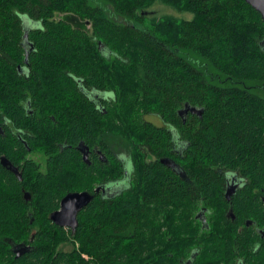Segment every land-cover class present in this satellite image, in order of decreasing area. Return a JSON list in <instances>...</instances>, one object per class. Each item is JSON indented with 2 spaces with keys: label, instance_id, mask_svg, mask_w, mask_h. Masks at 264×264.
<instances>
[{
  "label": "trees",
  "instance_id": "1",
  "mask_svg": "<svg viewBox=\"0 0 264 264\" xmlns=\"http://www.w3.org/2000/svg\"><path fill=\"white\" fill-rule=\"evenodd\" d=\"M156 1L191 17L146 15ZM87 90L111 95L103 113ZM184 105L200 115L179 116ZM0 110L44 157L43 170L21 164L16 137L0 136V157L21 169L18 180L0 163V264H264L253 227L238 231L264 225V23L243 0H0ZM108 134L127 145L126 175ZM97 139L101 160L84 164L73 146ZM227 175L247 182L229 201ZM120 179L113 197L93 191ZM73 191L93 196L71 232L49 214Z\"/></svg>",
  "mask_w": 264,
  "mask_h": 264
},
{
  "label": "flooded vegetation",
  "instance_id": "2",
  "mask_svg": "<svg viewBox=\"0 0 264 264\" xmlns=\"http://www.w3.org/2000/svg\"><path fill=\"white\" fill-rule=\"evenodd\" d=\"M24 60H25V57H24ZM23 67H26L25 63L16 64L15 70L18 75L26 76L28 72L24 70ZM81 95H82L81 98L86 100L88 104L91 106V108L99 114L104 112V109L102 110V105H104L107 100L111 99V95L109 96L107 94H101L97 91L90 93V90H87L86 92L82 91ZM33 98L34 97H32L31 95H27V94L23 95L20 98H17V106L20 110L21 115L24 118L32 119L34 114L36 113V110H35L36 102ZM48 117L51 120H54L52 116H48ZM152 120L157 121L159 125L161 124L160 121L156 117L152 118ZM20 124L21 123L12 121V119H10L3 110H0V136H3L5 134L4 132L6 131V129L9 128L12 134L16 137L18 144L24 149L23 152L17 155V156L22 157V159H19V162L21 164L23 161H26V160H30L31 162H34V160L30 158V155L36 152L34 150L33 142H32L34 135L30 133L31 131L29 129L23 128ZM98 142H99V139H97V142H95L92 145H85L82 143L83 145L86 146V149H87L86 155H87L88 161L91 158L96 159V161L101 160V153L99 150ZM73 147L76 148V145ZM78 153H79L81 161H83L81 152L78 151ZM113 155L116 156L115 153H113ZM120 162L123 166L122 168L123 174L126 175L128 171L132 170L131 162L129 159L128 160L120 159ZM84 164L86 163L84 162ZM11 165L16 168V172H13L12 170L8 168L6 169L10 173H12L16 179L20 180L21 169L19 165L17 164L15 165L11 164ZM173 167L174 168L172 169H175L177 166H173ZM128 177L129 175H127V178ZM126 184H127V179L111 180L108 184H102V185L96 184L95 187L93 188V191L96 187L100 186L104 188V190L102 191L100 188L97 192H95L97 195L101 197H113L119 190L123 189L126 186ZM246 184L247 182L242 176H232V175L225 176L224 184H223V195H224L225 200L229 201L230 197L234 195L235 191L241 192V190L246 186ZM225 194H228V196L225 197ZM257 196L259 200L264 202L263 198H261L259 195ZM199 212L195 214V219L199 222L200 227H202L203 225H205L204 223L206 221V213L204 211H202L201 213ZM227 215L230 217L231 220H234V216L230 213V211L227 212ZM244 225L253 227V230L255 231L256 236H257L256 238L253 239L252 250L254 252L255 251L257 252L258 250H261L262 248H264V225H258L257 223H255L253 220H250V219L248 220L243 219L242 226L238 225V231L241 230ZM242 260L243 259H238L237 262L239 264H244Z\"/></svg>",
  "mask_w": 264,
  "mask_h": 264
},
{
  "label": "water",
  "instance_id": "3",
  "mask_svg": "<svg viewBox=\"0 0 264 264\" xmlns=\"http://www.w3.org/2000/svg\"><path fill=\"white\" fill-rule=\"evenodd\" d=\"M247 5L252 7L256 12H258L260 19L264 23V0H243ZM187 112L194 113L197 115H200V110L196 109L194 107H189L187 105H184V107L180 110H178V115L183 116ZM76 149L81 152L82 154V160L87 164L89 163L87 159V149L86 146L83 145L81 142H78L76 145ZM160 162L171 165L168 160H160ZM0 163L5 167L13 172H16V168L11 165L3 156L0 157ZM174 166L173 164L171 167ZM174 168V167H173ZM18 176V175H17ZM19 177V176H18ZM103 191L104 188L102 187H96L94 189V193L97 192L99 189ZM93 194L89 193L87 191H73L68 192L65 195H63L58 203V208L54 211L50 212L49 214V220L55 224L58 227L62 228H68L71 232L74 231L77 220H76V214L80 209H82L86 204L92 199ZM228 194H225V197H227ZM23 198L25 200H29V194L27 192L23 193ZM200 211L199 213H201ZM28 246L20 243L17 245L12 246V251L15 256H18L22 254L23 252L27 251Z\"/></svg>",
  "mask_w": 264,
  "mask_h": 264
},
{
  "label": "rangeland",
  "instance_id": "4",
  "mask_svg": "<svg viewBox=\"0 0 264 264\" xmlns=\"http://www.w3.org/2000/svg\"><path fill=\"white\" fill-rule=\"evenodd\" d=\"M145 14L148 16L149 15H155V16L170 15V16H173L177 19H189L191 17V14L186 12V11L178 12V11L172 9L171 7L166 6V5H164L158 1H156L154 4H152L149 7V10H147ZM55 17L61 18L64 20H68L72 25H74V26L78 25L80 28L88 30L87 25H84L83 22L77 20L76 18H74L70 14H56ZM247 85H249V84H247ZM147 119L153 121L150 117H147ZM153 122L158 123L157 121H153ZM103 140L108 144V146L111 148L113 153L116 154L117 157H119L120 159H124V160L129 159L128 158L127 145L125 144L124 140H122L119 137L112 136L109 134L105 135L103 137ZM30 158L33 159L34 162L38 164V166L41 170L44 169V157L41 154V152L36 151L35 153L30 155ZM59 249L69 250L70 246L68 244H61L59 246Z\"/></svg>",
  "mask_w": 264,
  "mask_h": 264
}]
</instances>
